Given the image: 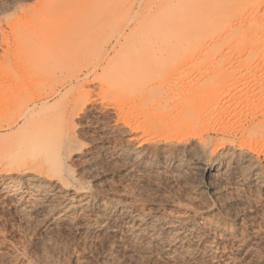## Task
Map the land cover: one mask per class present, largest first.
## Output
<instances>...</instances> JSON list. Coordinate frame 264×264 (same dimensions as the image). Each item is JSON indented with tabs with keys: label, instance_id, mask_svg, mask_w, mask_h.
Here are the masks:
<instances>
[{
	"label": "rangeland",
	"instance_id": "obj_1",
	"mask_svg": "<svg viewBox=\"0 0 264 264\" xmlns=\"http://www.w3.org/2000/svg\"><path fill=\"white\" fill-rule=\"evenodd\" d=\"M101 1L0 0V264H225L232 257L235 264H264V173L254 185L249 180L245 183V178L239 175L230 177L236 176L237 180L227 179L224 184L223 181L221 188L227 193L226 199L233 203L222 214L216 208L219 204L210 192V182L202 172H176L178 177L182 175L178 178L169 173L170 159L166 162L168 172H146L137 177L130 170L133 163L117 156L119 150L133 148L143 140L145 114L132 95L106 82L114 71L113 57L120 47L118 41L130 32L133 24L125 23L115 29L116 15L109 7L111 2L103 0L101 5ZM137 5L135 2L132 9L137 10ZM231 57V61L236 58L232 63L242 60L238 53ZM261 58L263 61L264 55L255 64L263 66L262 71L258 67L257 71L238 72L264 74ZM76 106L80 108L73 115ZM37 115L40 117L36 118ZM70 116H74V121ZM47 134L54 137L50 145L41 148L32 145L34 149H29L24 144L28 141L29 146L32 142L35 145L37 137L43 141L42 137L45 140ZM135 137L138 141L128 142ZM18 143L24 145L20 147ZM44 156L51 159L50 164L43 163ZM37 162L43 167H38ZM52 166L55 170L63 168H58L61 171L55 174ZM28 171L30 174L42 172L40 175L44 178L49 176L54 186L48 181L31 185L24 177ZM168 177L172 180H167ZM98 178L102 183L105 181L107 189H99L103 186ZM60 179L70 184L61 183ZM79 187L106 191L125 203L132 201L128 205L135 201L134 205L142 211L167 215L173 221L184 223L190 218L189 221L199 224L196 235L200 234L195 235L197 241L185 245L178 252L180 256L168 263L161 258L159 247L150 243L152 247L147 243L133 247L123 238L118 248L106 243L104 236L101 237L105 241L96 236L84 238L63 222L65 215L73 214L61 212L69 201H76L74 191ZM237 199L244 201L240 203ZM48 200H52V206L62 202L61 209L50 208ZM39 204L48 208L41 209ZM217 213L219 218L222 215L231 219L233 225L236 222L229 241L220 239V232L212 229V223L219 219Z\"/></svg>",
	"mask_w": 264,
	"mask_h": 264
},
{
	"label": "bare ground",
	"instance_id": "obj_2",
	"mask_svg": "<svg viewBox=\"0 0 264 264\" xmlns=\"http://www.w3.org/2000/svg\"><path fill=\"white\" fill-rule=\"evenodd\" d=\"M109 2H111L109 7H112L110 9H113L116 15L114 28L120 29L125 23L133 24V27L128 34L122 36L124 42L118 41L120 47L113 57L114 71L106 82L113 88L119 91L124 89L132 95L135 101H139L145 114L143 140L133 148L119 150L117 156L133 163L129 168L131 167L132 175L137 177L146 172H168L166 162L170 159L171 174L202 172L210 182V192L218 201L219 206L216 208H219L222 214L226 213L231 209L233 202L226 199L227 193L221 188L222 182L227 183L225 182L227 179L239 175L245 178L242 181L246 183L249 180L254 185L261 180L260 174L264 173V74L260 71L238 72L257 71L259 68L263 70V66L259 67L255 60L264 55V0H109ZM135 2L138 4L137 10L132 9ZM103 4L102 0L101 5ZM237 53L241 55L242 60L239 63H232L236 58L233 61L231 58L236 55L233 57L231 55ZM262 58L260 62L263 63ZM79 108L76 106L71 113L74 115V111L77 112ZM38 117L40 116L37 115L36 118ZM45 117L48 118L46 115ZM37 138L35 145L31 141V146L41 148L50 145L54 137L48 136L45 140L42 137L43 141H40V137ZM135 141H138L137 137L131 138L128 142L133 144ZM25 142V146L34 149L33 146H29V142L28 145ZM19 144L20 147L24 145ZM44 157L43 163L48 164L51 159ZM37 163L40 167L41 161ZM58 168L63 167H57L55 170L52 166L55 171L51 169L50 171L56 174V171L60 170ZM66 169L68 170V167ZM93 169L92 171L96 170ZM130 170H127L128 174ZM34 173L30 174L28 171L24 176L31 185L36 186L46 181L54 182L53 179H48V175L47 178L40 175L42 172ZM245 174L247 177H244ZM181 176L179 174V177ZM235 177L231 180H235ZM61 179V183H65ZM238 181L239 184H244L241 180ZM103 183V187L100 186L99 189H107ZM260 185L258 184L259 187ZM79 188L74 189L76 201L72 203L69 201L70 204L62 209L60 206L62 202L54 206L55 209H61V212L73 214L63 215L64 219L60 218L67 226L83 234L84 238L85 235L90 237L89 239L104 236L106 243H112L118 248L123 238L132 246L142 243L153 244L159 247L161 258L168 263L174 260L180 250L185 249V245L197 241L195 238L200 234L196 235L199 224L189 221L190 218L184 223L179 220L173 221L167 215L142 211L134 205L135 201L134 204L128 205L132 201L125 203L119 199L120 197L112 196L106 191L96 192L90 187ZM61 189L65 188L62 186ZM236 191L241 193L239 190ZM237 198L240 199L241 196ZM53 200L57 204V201ZM237 201L241 203L242 200ZM52 203L50 208L54 207ZM34 205L37 206L38 203ZM45 205L47 206V203ZM33 212H36L35 209ZM56 215L59 216V213ZM217 215L219 218L220 214ZM205 221L207 222V219ZM231 221L221 215V218L212 223V229L221 234L217 233V237L220 235V239L227 241L231 239L232 229L236 228L234 227L236 222L233 225ZM210 224L211 222L208 225ZM213 240L215 241L214 238ZM125 245L123 244L124 247ZM185 254L186 251L183 255ZM232 258H227L225 264H235Z\"/></svg>",
	"mask_w": 264,
	"mask_h": 264
}]
</instances>
